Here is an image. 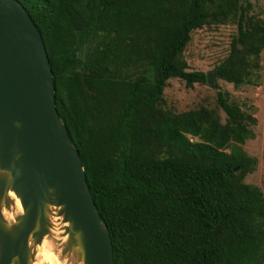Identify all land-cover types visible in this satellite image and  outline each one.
<instances>
[{
  "label": "trees",
  "instance_id": "16d2710c",
  "mask_svg": "<svg viewBox=\"0 0 264 264\" xmlns=\"http://www.w3.org/2000/svg\"><path fill=\"white\" fill-rule=\"evenodd\" d=\"M19 1L44 38L113 264H264V193L244 180L255 118L222 90L224 123L204 106L175 113L164 95L170 78L208 82L184 51L209 23H238L219 77L250 83L264 21L239 0Z\"/></svg>",
  "mask_w": 264,
  "mask_h": 264
},
{
  "label": "water",
  "instance_id": "95a60500",
  "mask_svg": "<svg viewBox=\"0 0 264 264\" xmlns=\"http://www.w3.org/2000/svg\"><path fill=\"white\" fill-rule=\"evenodd\" d=\"M219 72L220 67L207 74L212 86ZM11 164L22 174L14 184L0 182V264H9L14 256H19L18 264H28L34 258L28 243L40 246L45 238L61 261L75 253L84 264H113L109 228L92 197L79 150L58 114L42 33L19 0H0V167ZM8 187L15 188L27 209L22 224L12 230L2 215L12 208ZM45 200L64 206L63 227L59 220L53 226L41 213ZM56 228L67 233L62 243L50 234Z\"/></svg>",
  "mask_w": 264,
  "mask_h": 264
},
{
  "label": "rangeland",
  "instance_id": "374dc122",
  "mask_svg": "<svg viewBox=\"0 0 264 264\" xmlns=\"http://www.w3.org/2000/svg\"><path fill=\"white\" fill-rule=\"evenodd\" d=\"M239 2L247 8L248 16L264 21V0H239ZM237 34V22L209 23L202 28L195 29L184 51L189 70L214 72L229 55L232 40ZM215 85L212 86L207 82L188 86L181 78H170L164 91L165 107L175 113H180L204 106L216 110L224 123L226 113L217 101L218 90H222L230 102L238 104L246 115L255 118V124L251 122L250 126L254 130V137L247 139L242 147L248 155L257 158V163L254 170L248 173L244 180L258 186L264 193V50L260 55V68L250 83L236 86L216 75ZM53 233L55 236H61L65 230L56 228ZM55 242L61 243L56 238ZM39 250V257L40 254L45 253L41 264H62L48 238L44 239ZM46 256L54 258L55 262L49 261Z\"/></svg>",
  "mask_w": 264,
  "mask_h": 264
},
{
  "label": "clouds",
  "instance_id": "9594fccd",
  "mask_svg": "<svg viewBox=\"0 0 264 264\" xmlns=\"http://www.w3.org/2000/svg\"><path fill=\"white\" fill-rule=\"evenodd\" d=\"M21 170L17 168L14 164L8 167H0V182L14 184L16 179L21 175ZM52 190L49 189V192ZM7 198L12 203L11 211L2 212L3 218L6 221V226L8 230H12L15 227H19L23 218L27 215V209L24 205L23 198L17 193L14 187H8ZM64 206L59 203H54L48 200L42 202L41 213L47 216L48 221L55 225V222L59 220L62 227L65 224L64 214L62 212ZM68 227L71 226V222H66ZM54 238L61 241V243L66 239L67 233L61 236H55V233H50ZM47 242V240H45ZM29 253L34 254V258L28 259V264H41V259L39 257V245H35L33 242H29L28 245ZM19 256H14L9 261V264H18ZM62 264H75L70 257H65ZM79 264H84L83 261H79Z\"/></svg>",
  "mask_w": 264,
  "mask_h": 264
},
{
  "label": "bare ground",
  "instance_id": "6f19581e",
  "mask_svg": "<svg viewBox=\"0 0 264 264\" xmlns=\"http://www.w3.org/2000/svg\"><path fill=\"white\" fill-rule=\"evenodd\" d=\"M44 255H45V253L44 254H40L41 262L44 260ZM70 256H72L71 259H72V261L75 262V264H79V261H82V260L79 259L78 255L75 254V253H70V254H68L67 257H70ZM46 259H48L49 261L55 262L54 258H52V257L46 256Z\"/></svg>",
  "mask_w": 264,
  "mask_h": 264
}]
</instances>
